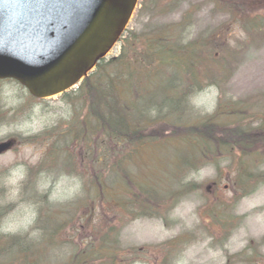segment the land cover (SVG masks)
<instances>
[{"label": "rangeland", "instance_id": "rangeland-1", "mask_svg": "<svg viewBox=\"0 0 264 264\" xmlns=\"http://www.w3.org/2000/svg\"><path fill=\"white\" fill-rule=\"evenodd\" d=\"M247 2L244 3L247 5ZM248 6L251 7L240 8L247 19L253 18L254 13L264 12V6ZM190 9L196 10L190 17L191 26L184 33L179 31L181 37L178 39L184 37L187 43L208 41L215 36L238 57L230 68L228 81L222 82L223 95L216 87L195 94L191 99L194 110L189 112L192 115L186 116L187 122L195 126L200 120L211 117L222 98L227 102L252 105L250 115H264V27L248 30L243 22L238 21L240 14L237 11L233 15L223 14L204 0H140L125 37L134 33L142 43L155 33L179 26ZM119 46L110 52L107 61L120 54ZM221 49L219 46L217 50L221 52ZM129 53L130 50L126 49L125 56L128 57ZM77 89L66 96L32 101L28 92L16 82H0V143L16 142L13 150L0 157V215L4 213L0 217L1 235L37 242L44 240V225H37V221L40 210L44 215L50 205L61 211L63 220L71 219L72 223L58 231L53 246L55 250L52 249L54 255L47 264L63 263L76 249L84 251V245L98 246L96 239L104 227L116 231L115 246L113 251L110 250L117 259L116 264H264L262 152H259V162L252 166V169L256 167L253 171L256 176L251 174V179L246 175L238 178L236 164L230 165V160H222L219 170L212 163L183 171L180 182L176 177L180 163L177 161L175 165L172 146L166 157L162 154L165 158L163 168L158 167L156 171L153 159L157 160L159 154L146 152L141 155L144 165L129 167L127 174L131 180L138 177L139 181L142 175L155 172L151 184L165 188L160 193L156 190L159 197L171 194L173 187L176 189L172 198L167 199L169 202L165 200L159 204L157 212L151 215L142 213L137 204L128 208L129 212L124 202L95 206L93 195L99 186L88 162L89 155V160L96 155L93 149L95 139L92 140V149L62 142L66 151L76 153L72 168L63 170L61 165L59 169L44 167L46 155L55 140V136L46 140V130L58 129L84 110V99ZM169 119L174 122V116ZM222 119L225 123H235L232 119ZM251 121L254 127L260 125L256 117ZM157 123L153 122V125ZM164 131L161 139L172 135L171 130ZM103 141L99 140L98 146L109 148V143L104 145ZM194 144H201L199 137ZM183 152L189 154L190 150L185 147ZM214 162H219L217 155ZM127 180L126 177L122 185L119 184L121 189L136 193L137 187ZM115 183L112 180L106 186ZM187 185L197 188L187 193L183 188ZM117 187L111 194L121 197L115 194ZM144 202L146 205L144 197L138 199V204ZM220 212L224 213L223 217H218Z\"/></svg>", "mask_w": 264, "mask_h": 264}, {"label": "trees", "instance_id": "trees-1", "mask_svg": "<svg viewBox=\"0 0 264 264\" xmlns=\"http://www.w3.org/2000/svg\"><path fill=\"white\" fill-rule=\"evenodd\" d=\"M204 1L213 4L223 14L233 15L237 11L240 14L238 21L243 22L248 30L251 27H264V12L254 13L253 18L247 19L246 15H242L244 10H241L243 6L250 8V4L262 7L264 0ZM245 1H249L247 5ZM194 13L196 10L190 9L179 26L155 33L142 43L138 42L136 34L128 33V37L120 42L119 56L102 61L97 71L85 79L78 89L84 99V110L75 119L58 126V129L46 130V140L54 136L55 140L46 155L44 167L53 169L61 165L64 170L74 165V151H66L65 143L71 146L77 144L81 149H92L90 145L95 139L93 149L96 155L93 159L89 160L91 155L88 158L89 165L93 167L94 180L99 186L93 195L95 206L126 203L125 209L129 212L128 208L137 204L142 213L151 215L157 212L158 205L170 200L176 189L173 187L171 194L159 197L156 190L160 193L165 188L151 184L155 172L142 175L138 181V177L131 180L127 169L144 165L141 155L150 151L159 154H155L158 155L157 160L153 159L155 171L158 167L163 168L165 158H162V154L166 157L168 151L172 150L170 146L173 147L175 165L177 161L180 163L176 168V177L185 170L191 171L212 163L219 170L222 160H230V165L236 164L238 178L246 175L251 179V174L254 175L256 167L252 169V166L259 162V152L264 154V115H250L252 105L240 101L227 102L222 98L211 117L200 120L195 126L187 122L186 116L192 115L189 112L194 110L191 106L193 96L210 87L221 91L222 82L228 81L230 68L238 57L235 51L225 48L226 44L222 45L223 41L215 36L208 41L187 43L184 37L178 39V32L184 33L191 26L189 21ZM219 46L221 52L217 50ZM126 49L130 50L128 57L125 56ZM170 116H174V122H169ZM223 117L235 123H225ZM255 117L260 123L257 127L251 121ZM153 122L159 123L153 125ZM165 129L167 132L171 130L172 135L161 139L166 133ZM197 137L201 142L199 146L194 144ZM103 139L104 145L105 142L109 143H106L109 148L98 146L99 140ZM185 147L190 150L189 154L183 152ZM215 154L219 158L218 163L214 162ZM123 174L127 181L137 187L136 193L121 189L120 185L126 179ZM112 180L116 183L106 186ZM116 185L115 194L121 197L111 194ZM184 188L190 193L197 187L187 185ZM142 197L146 199V205L145 202L138 204V199ZM47 209L44 215L40 210L37 221V225H44L43 241L0 234V264H47L52 260L58 231L70 226L72 220H63L58 208L49 205ZM223 214L220 212L218 217H223ZM115 238L116 231L104 227L103 233L96 239L98 246L82 245L84 251L76 249L61 264H116V257L110 253L115 246Z\"/></svg>", "mask_w": 264, "mask_h": 264}, {"label": "water", "instance_id": "water-1", "mask_svg": "<svg viewBox=\"0 0 264 264\" xmlns=\"http://www.w3.org/2000/svg\"><path fill=\"white\" fill-rule=\"evenodd\" d=\"M138 0H0V80L36 98L77 85L123 35ZM12 142L0 144V156Z\"/></svg>", "mask_w": 264, "mask_h": 264}]
</instances>
